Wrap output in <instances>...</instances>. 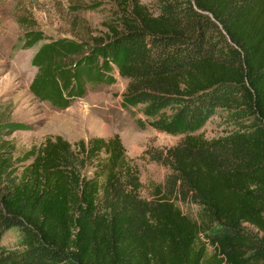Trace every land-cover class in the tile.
Masks as SVG:
<instances>
[{
    "label": "trees",
    "instance_id": "trees-1",
    "mask_svg": "<svg viewBox=\"0 0 264 264\" xmlns=\"http://www.w3.org/2000/svg\"><path fill=\"white\" fill-rule=\"evenodd\" d=\"M115 3L103 32L40 46L31 90L66 108L116 66L139 125L182 136L145 150L165 177L144 195L118 134L18 154L29 126L0 105V264H264V0ZM219 113L229 130L197 132Z\"/></svg>",
    "mask_w": 264,
    "mask_h": 264
},
{
    "label": "rangeland",
    "instance_id": "rangeland-1",
    "mask_svg": "<svg viewBox=\"0 0 264 264\" xmlns=\"http://www.w3.org/2000/svg\"><path fill=\"white\" fill-rule=\"evenodd\" d=\"M144 1L154 8V0ZM114 8L115 0H0V105L12 120L29 126L10 135L18 154L56 135L73 145L94 136L120 135L128 156L140 170L143 194L148 196L152 187L163 181L167 170L145 155L146 148L170 146L182 136L139 125L138 119L147 120L143 106H123L128 80L119 74L116 66L114 81L89 83L86 93L66 108L56 107L31 90L38 72L32 58L43 43L62 37L88 40L105 30ZM28 34L32 39L26 40ZM229 129L219 113L197 132L212 138ZM246 227L256 236L261 235L253 226L246 224ZM20 239L19 229L13 227L4 243L13 246Z\"/></svg>",
    "mask_w": 264,
    "mask_h": 264
}]
</instances>
